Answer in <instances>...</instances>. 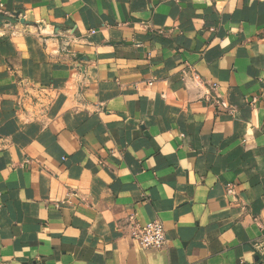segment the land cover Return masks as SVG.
Here are the masks:
<instances>
[{
  "label": "crops",
  "instance_id": "obj_1",
  "mask_svg": "<svg viewBox=\"0 0 264 264\" xmlns=\"http://www.w3.org/2000/svg\"><path fill=\"white\" fill-rule=\"evenodd\" d=\"M14 12L0 264H264V0H0ZM155 219L168 244L143 248Z\"/></svg>",
  "mask_w": 264,
  "mask_h": 264
},
{
  "label": "built area",
  "instance_id": "obj_2",
  "mask_svg": "<svg viewBox=\"0 0 264 264\" xmlns=\"http://www.w3.org/2000/svg\"><path fill=\"white\" fill-rule=\"evenodd\" d=\"M217 84H213L216 87ZM131 236L143 248L162 249L168 244L166 227L161 219H155L147 223L133 224Z\"/></svg>",
  "mask_w": 264,
  "mask_h": 264
},
{
  "label": "water",
  "instance_id": "obj_3",
  "mask_svg": "<svg viewBox=\"0 0 264 264\" xmlns=\"http://www.w3.org/2000/svg\"><path fill=\"white\" fill-rule=\"evenodd\" d=\"M20 12H14L13 16H5L3 14H0V23L1 22H9V23H15L19 19ZM20 22L23 23H29L24 18H20Z\"/></svg>",
  "mask_w": 264,
  "mask_h": 264
}]
</instances>
